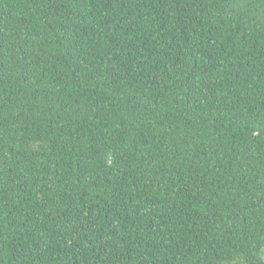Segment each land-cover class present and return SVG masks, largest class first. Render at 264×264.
Here are the masks:
<instances>
[{
    "label": "trees",
    "instance_id": "trees-1",
    "mask_svg": "<svg viewBox=\"0 0 264 264\" xmlns=\"http://www.w3.org/2000/svg\"><path fill=\"white\" fill-rule=\"evenodd\" d=\"M0 264H264V0H0Z\"/></svg>",
    "mask_w": 264,
    "mask_h": 264
}]
</instances>
